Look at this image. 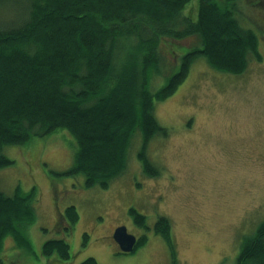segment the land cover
I'll use <instances>...</instances> for the list:
<instances>
[{
    "label": "rangeland",
    "instance_id": "obj_1",
    "mask_svg": "<svg viewBox=\"0 0 264 264\" xmlns=\"http://www.w3.org/2000/svg\"><path fill=\"white\" fill-rule=\"evenodd\" d=\"M198 1L189 0L181 15L196 19ZM235 5L241 26L259 37L260 59L250 53L244 71L234 74L216 71L197 56L176 90L156 102L155 116L168 127L166 136L155 134L147 146L158 176L142 171L140 134L128 148L123 173L105 188L87 186L81 174L50 173L72 166L77 143L67 131L3 148L13 162L0 167V191L9 196L34 186L38 199L35 220L23 228L28 244L4 237L0 264H78L87 256L100 264H172L169 247L153 230L161 215L172 224L175 264L236 263L242 238L264 220V0ZM197 46L196 35L163 43L151 87L164 85L182 55ZM68 205L76 206L79 219L67 233L60 213ZM131 206L146 216L149 229L134 223ZM118 225L147 240L134 251H121L112 237ZM51 238L66 239L71 257L43 253Z\"/></svg>",
    "mask_w": 264,
    "mask_h": 264
},
{
    "label": "trees",
    "instance_id": "obj_2",
    "mask_svg": "<svg viewBox=\"0 0 264 264\" xmlns=\"http://www.w3.org/2000/svg\"><path fill=\"white\" fill-rule=\"evenodd\" d=\"M188 1L0 0V167L13 162L3 148L61 129L77 145L72 166L51 170L53 175L81 174L87 186L105 188L123 173L128 148L140 134L142 171L158 176L147 146L155 134L166 136L168 127L155 116L156 102L176 90L197 56L216 71L234 74L244 71L250 53L260 59L259 37L239 23L236 0H199L194 20L181 15ZM186 35H196L200 46L187 50L178 69L153 89L163 43ZM37 199L34 186L9 196L0 191V250L8 235L19 246L28 244L23 228L35 220ZM128 212L149 229L144 214L133 206ZM60 216L67 233L79 219L73 205ZM153 224L175 264L172 224L164 215ZM146 240L140 234L134 250ZM42 251H56L60 260L71 257L64 238L46 239ZM249 263L264 264V220L241 240L235 264ZM78 264L100 263L87 256Z\"/></svg>",
    "mask_w": 264,
    "mask_h": 264
},
{
    "label": "water",
    "instance_id": "obj_3",
    "mask_svg": "<svg viewBox=\"0 0 264 264\" xmlns=\"http://www.w3.org/2000/svg\"><path fill=\"white\" fill-rule=\"evenodd\" d=\"M112 237L118 247H120V250L127 253L134 250L138 239L133 233L128 232L127 227L124 225H118L113 230Z\"/></svg>",
    "mask_w": 264,
    "mask_h": 264
},
{
    "label": "flooded vegetation",
    "instance_id": "obj_4",
    "mask_svg": "<svg viewBox=\"0 0 264 264\" xmlns=\"http://www.w3.org/2000/svg\"><path fill=\"white\" fill-rule=\"evenodd\" d=\"M114 229H115V228H114ZM114 229H113V230H114ZM137 238H138V236H137Z\"/></svg>",
    "mask_w": 264,
    "mask_h": 264
}]
</instances>
